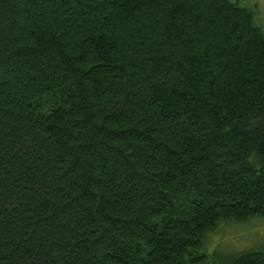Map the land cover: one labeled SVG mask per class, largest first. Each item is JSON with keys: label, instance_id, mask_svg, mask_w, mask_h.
I'll return each instance as SVG.
<instances>
[{"label": "trees", "instance_id": "16d2710c", "mask_svg": "<svg viewBox=\"0 0 264 264\" xmlns=\"http://www.w3.org/2000/svg\"><path fill=\"white\" fill-rule=\"evenodd\" d=\"M243 2L0 0V264H264L207 248L264 218Z\"/></svg>", "mask_w": 264, "mask_h": 264}, {"label": "rangeland", "instance_id": "374dc122", "mask_svg": "<svg viewBox=\"0 0 264 264\" xmlns=\"http://www.w3.org/2000/svg\"><path fill=\"white\" fill-rule=\"evenodd\" d=\"M255 1H260L264 11V0H244L243 4ZM261 245H264V218H254L242 224L222 223L209 235L207 241L210 254L217 251L231 255Z\"/></svg>", "mask_w": 264, "mask_h": 264}, {"label": "flooded vegetation", "instance_id": "af4514ba", "mask_svg": "<svg viewBox=\"0 0 264 264\" xmlns=\"http://www.w3.org/2000/svg\"><path fill=\"white\" fill-rule=\"evenodd\" d=\"M255 3L259 4V9H260L259 23L262 26V28L264 29V11L262 9V5H261L260 1H255Z\"/></svg>", "mask_w": 264, "mask_h": 264}]
</instances>
